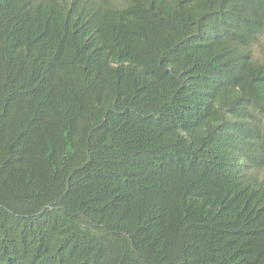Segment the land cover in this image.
<instances>
[{"label": "trees", "instance_id": "trees-1", "mask_svg": "<svg viewBox=\"0 0 264 264\" xmlns=\"http://www.w3.org/2000/svg\"><path fill=\"white\" fill-rule=\"evenodd\" d=\"M263 40L264 0H0V264H264Z\"/></svg>", "mask_w": 264, "mask_h": 264}, {"label": "rangeland", "instance_id": "rangeland-1", "mask_svg": "<svg viewBox=\"0 0 264 264\" xmlns=\"http://www.w3.org/2000/svg\"><path fill=\"white\" fill-rule=\"evenodd\" d=\"M264 43V40L262 41ZM264 45V44H263ZM260 48H262V46H259Z\"/></svg>", "mask_w": 264, "mask_h": 264}]
</instances>
